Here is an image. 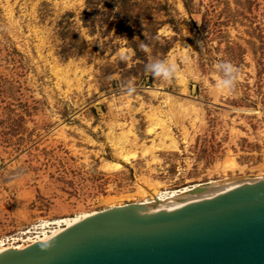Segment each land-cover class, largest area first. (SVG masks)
Masks as SVG:
<instances>
[{"label": "rangeland", "instance_id": "obj_1", "mask_svg": "<svg viewBox=\"0 0 264 264\" xmlns=\"http://www.w3.org/2000/svg\"><path fill=\"white\" fill-rule=\"evenodd\" d=\"M220 61L241 69L230 95ZM248 175L264 176V0H0V248Z\"/></svg>", "mask_w": 264, "mask_h": 264}, {"label": "water", "instance_id": "obj_2", "mask_svg": "<svg viewBox=\"0 0 264 264\" xmlns=\"http://www.w3.org/2000/svg\"><path fill=\"white\" fill-rule=\"evenodd\" d=\"M191 191L185 204L94 211L48 240L1 249L0 264H264V180Z\"/></svg>", "mask_w": 264, "mask_h": 264}, {"label": "bare ground", "instance_id": "obj_3", "mask_svg": "<svg viewBox=\"0 0 264 264\" xmlns=\"http://www.w3.org/2000/svg\"><path fill=\"white\" fill-rule=\"evenodd\" d=\"M256 180H264V176H253V175H248V176H244L243 178H238V179H218V180H208L206 182H202V183H197V184H192L190 186H184L182 188L179 189H175V190H153L150 192L152 198L151 199H144L141 202H137V203H145V202H154V203H146V206L149 208L152 207H156L164 202H173V203H177V204H185L189 201H192L195 199V196L197 194V192H193L191 191L193 187L195 186H202V188L208 186V185H223L225 183L227 184H234L235 186L241 184V183H250ZM228 189H225L223 191H226ZM222 191V192H223ZM220 193V192H219ZM218 194V193H215ZM213 194V195H215ZM158 202V203H155ZM127 204V203H126ZM122 205V204H120ZM94 211L88 212V213H80L77 216H74L72 218H64L60 220H56L53 223L54 224H58V228H54L52 229L49 233L48 231H43L42 236L36 237V239L34 238L33 240H31L32 242L35 241H45L48 240L49 238H51L52 236H54L55 234H57L58 232H60L61 230H63L66 226L71 225L72 223L76 222L77 220L83 218L84 216H87L89 214H92ZM42 223V222H41ZM45 223V222H43ZM63 223V224H61ZM45 225V224H44ZM43 225V226H44ZM62 225V226H60ZM56 226V225H55ZM40 227V226H39ZM43 228V227H42ZM41 232V231H40ZM30 244V243H29ZM28 245V244H26ZM26 245H13L10 247L13 248H23ZM4 248H8V247H1V249Z\"/></svg>", "mask_w": 264, "mask_h": 264}, {"label": "clouds", "instance_id": "obj_4", "mask_svg": "<svg viewBox=\"0 0 264 264\" xmlns=\"http://www.w3.org/2000/svg\"><path fill=\"white\" fill-rule=\"evenodd\" d=\"M222 75L216 77L212 89L219 95H230L240 81L241 69L231 61H220L216 64ZM149 71L153 77L165 81L181 78L180 65L174 61H158L150 65Z\"/></svg>", "mask_w": 264, "mask_h": 264}]
</instances>
